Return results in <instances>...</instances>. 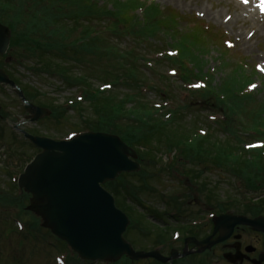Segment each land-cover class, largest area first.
I'll return each mask as SVG.
<instances>
[{
    "label": "rangeland",
    "instance_id": "374dc122",
    "mask_svg": "<svg viewBox=\"0 0 264 264\" xmlns=\"http://www.w3.org/2000/svg\"><path fill=\"white\" fill-rule=\"evenodd\" d=\"M229 11L218 0H0V23L13 27L0 69L29 103L51 112L34 124L27 119L21 128L29 134L68 141L87 129L95 133L101 122H122L129 128L132 120L124 118L131 114V105L123 104L119 111L115 105L107 114L103 103L96 106L92 101L95 96L82 94L84 85H91L96 94L97 89H107L101 86L105 83L119 102L129 101L130 91H138L153 113L159 110L156 120L167 121L170 114L177 122L147 150L129 145L141 171L121 174L104 185L128 216L125 238L137 251L160 250L165 257L172 250L193 253L192 244L184 240L212 231V216L233 212L250 219L264 217V162L261 170L260 162L249 158L252 170L240 172L186 160L185 152L179 160L172 152V161L171 144H164L175 134L179 139L200 129L220 138L240 137L247 142L246 151L256 146L264 150V38L247 35L243 24H227ZM88 12L95 14L86 20ZM207 12H220L224 19H213ZM93 32L104 40V47L90 43ZM24 41L29 45L20 47ZM51 43L56 46L49 51ZM42 52H49L42 62L51 59L49 64L63 65L44 69ZM244 98L249 102L243 103ZM27 116L15 91L0 85V264H161L127 257L84 262L65 251L66 243L27 211L31 196L17 182L40 153L14 130ZM239 227L247 242L264 238ZM229 240L213 251L170 264H228L223 256L234 242Z\"/></svg>",
    "mask_w": 264,
    "mask_h": 264
},
{
    "label": "water",
    "instance_id": "95a60500",
    "mask_svg": "<svg viewBox=\"0 0 264 264\" xmlns=\"http://www.w3.org/2000/svg\"><path fill=\"white\" fill-rule=\"evenodd\" d=\"M11 37L9 27L0 23V55L7 53ZM0 85L15 91L31 122L51 115L49 110L29 103L22 89L2 69ZM20 133L40 151L18 179L19 189L31 196L27 211L39 216L43 227L64 241L82 261L116 262L127 257L132 262L153 259L168 264L190 254L186 250L181 255L173 251L170 257H164L158 251H136L125 239L130 220L104 185L121 174L140 172L141 165L133 148L119 136L97 132L56 141ZM213 225L210 237L203 241L190 238L186 245L194 244L198 253H204L231 239L239 226L264 234V217L222 214L214 217ZM235 249V254L224 255L231 263L240 258L238 244ZM255 263H264V252Z\"/></svg>",
    "mask_w": 264,
    "mask_h": 264
},
{
    "label": "trees",
    "instance_id": "16d2710c",
    "mask_svg": "<svg viewBox=\"0 0 264 264\" xmlns=\"http://www.w3.org/2000/svg\"><path fill=\"white\" fill-rule=\"evenodd\" d=\"M94 14H95L94 12L86 13L85 19L89 20L90 17L94 16ZM8 27L13 33L12 31L13 27L11 25ZM91 36L93 37L91 38V42H90L92 45H94L95 47H98V46L104 47L105 42L104 40H101L99 38L97 32L91 33ZM28 45H29V42L24 41V42H21L19 46L26 47ZM54 46L56 45L51 43V47H49L48 50L49 51L52 50ZM28 51L32 52V48L29 47ZM42 53H43V57L41 58L40 62L44 69L49 70L51 68H58L59 66L63 65V64L55 65L56 64L55 62H52V64H49L51 59L42 62L44 57H49L48 55H46L49 52H42ZM62 60L66 61L64 59ZM103 85L110 86L108 83L102 84L101 86ZM89 86L87 87L86 85L83 86L84 92L82 94H88V96L89 95L95 96L93 97L92 101L95 103L96 106H99L101 105V103H103L102 110L106 112L107 114H109L108 109L112 108L115 105H116L115 111L117 110L119 111L120 107L124 109L123 104L131 105L130 107L131 114H129L127 117L124 118L125 122L127 121L130 122V120H132L131 124H129L131 125L129 126V128H128V125L125 126V124H123L122 122H120L119 125L116 124L115 126L114 125L107 126V125L102 124L101 122L100 125L95 126V129H96L95 133L99 132V133H107V134L116 135V136H119L125 143L129 142L127 144L132 147L140 146L139 148L147 150L150 146L149 144L150 143L153 144V142L157 140L156 139L157 136H163V135L167 136L169 132L173 130L174 125L177 124V122H174L172 119H170L171 115L167 113H166L167 114L166 117L169 121L168 120L166 121L165 119L162 120L163 118L161 119L162 121L156 120L155 114L157 115L158 114L157 112H159V110H155L156 112L153 113L152 107L148 106L147 102L143 101L145 100V98L140 96L138 91H130L132 92L133 96H131L132 98H129V101L119 102V99H117L118 96L115 94V92H112V90H110V87H107V89L101 88L100 91L99 89H97L95 90L96 94H93L92 91L94 89H92L91 85ZM196 93L198 92H194L193 94H196ZM206 94H208V92ZM203 96L206 97L207 95H203ZM240 100L243 103H247L249 102L250 99L244 98ZM237 101H239V99H237ZM109 102H112V103H110V106L108 107ZM132 115H133V118L130 117ZM226 119H227V116H226ZM82 132L84 133V132H93V131L91 129H87ZM177 139H178V135L175 134L174 136L170 138V140L164 141V144L166 143L171 144V147L168 152L169 154L173 155L172 152L175 151V156L178 154V160L181 159V155H183V153L185 152L184 154H186V160L187 159L189 161L195 160L193 162H197V161L198 162H212L213 164L217 166L218 165L224 166V167L230 166L232 169H237L240 172H246L248 170L249 171L252 170L250 166H251V163L255 161V162H260V163H257L258 164L257 167L262 170V164L264 162V158L262 156L264 155V150L263 149H257V150L251 149V150H248L249 152L246 151L247 142L240 140V137L231 136L229 138H220L214 133L210 135L208 132L201 133L199 129V131H194V133L191 132L187 136L180 135V138L178 140ZM190 157H191V160H190ZM249 158L250 160H253V161L249 162L250 161ZM172 161H174V155H173ZM208 202H211L210 198H208ZM119 207H121L120 204H119ZM130 232L131 230L129 231V233ZM5 240L9 241V238L7 237L5 238ZM161 245H164V244H161ZM62 246L65 247L64 244H62ZM65 250H67V247H65Z\"/></svg>",
    "mask_w": 264,
    "mask_h": 264
},
{
    "label": "bare ground",
    "instance_id": "6f19581e",
    "mask_svg": "<svg viewBox=\"0 0 264 264\" xmlns=\"http://www.w3.org/2000/svg\"><path fill=\"white\" fill-rule=\"evenodd\" d=\"M169 1V0H163ZM227 4L230 8L231 15L226 20L227 24L241 25L248 29L247 35H262L264 38V0H218ZM203 10V9H202ZM229 11V12H230ZM207 14L213 19L222 22L224 16L222 13ZM251 27L254 29L251 31ZM21 125H24L23 123Z\"/></svg>",
    "mask_w": 264,
    "mask_h": 264
},
{
    "label": "flooded vegetation",
    "instance_id": "af4514ba",
    "mask_svg": "<svg viewBox=\"0 0 264 264\" xmlns=\"http://www.w3.org/2000/svg\"><path fill=\"white\" fill-rule=\"evenodd\" d=\"M0 57H3V55H0ZM28 117V116H27ZM27 117H25V122L23 123L24 125L26 124V120L28 119ZM28 123L30 124H34V123H37V122H31L29 119H28ZM16 126H18L19 128L16 129ZM15 127H14V130L17 131L20 135H22L20 133V131H24V132H27L26 129H22V125L21 123L20 124H17ZM23 136V135H22ZM25 138V137H24ZM206 202V201H205ZM212 231H208L207 233H205L204 231H202V234L201 235H195V236H190V237H194L196 239H198V241H201V240H204L208 237H210L212 234H213V226L211 228ZM239 230H240V227H237L234 231V234H233V237L230 239L232 241H234L233 243L231 242L230 245L232 246H229L228 248V251L224 254H228V253H233L235 254L236 253V249H235V245L238 244L239 246V251H240V258L237 262L235 263H231V262H228V264H256L255 262L259 260L260 258V255L263 253V244H264V238L263 239H259V240H251L250 242H247V238H246V235L245 234H240L239 233ZM255 232V231H254ZM258 233V232H257ZM263 235V234H262ZM236 236H240V240L238 241H235V237ZM186 240V239H185ZM184 240V241H185ZM229 240V241H230ZM224 244H221L219 246H223ZM217 247V246H216ZM192 250H193V253H190L191 255L195 254L198 250V248L195 246V245H192ZM211 250H208L206 251V253L210 252ZM213 251V249H212ZM180 253V251H178ZM182 252V251H181ZM183 253H184V250H183ZM181 254V253H180ZM191 255H187L185 256L184 258H188L189 256ZM224 257V256H223ZM178 260V259H177ZM211 262V261H210ZM264 264V263H263Z\"/></svg>",
    "mask_w": 264,
    "mask_h": 264
},
{
    "label": "snow or ice",
    "instance_id": "6c2138e0",
    "mask_svg": "<svg viewBox=\"0 0 264 264\" xmlns=\"http://www.w3.org/2000/svg\"><path fill=\"white\" fill-rule=\"evenodd\" d=\"M262 7H264V5H262Z\"/></svg>",
    "mask_w": 264,
    "mask_h": 264
}]
</instances>
